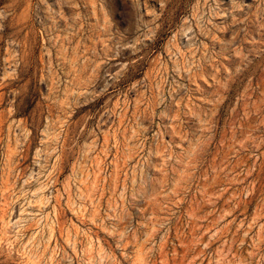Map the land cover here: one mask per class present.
I'll return each instance as SVG.
<instances>
[{"label": "rangeland", "instance_id": "rangeland-1", "mask_svg": "<svg viewBox=\"0 0 264 264\" xmlns=\"http://www.w3.org/2000/svg\"><path fill=\"white\" fill-rule=\"evenodd\" d=\"M0 264H264V0H0Z\"/></svg>", "mask_w": 264, "mask_h": 264}]
</instances>
